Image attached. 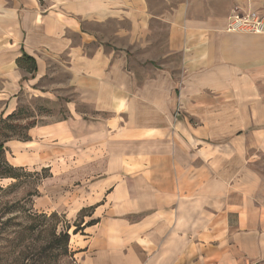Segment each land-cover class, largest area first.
Instances as JSON below:
<instances>
[{"label":"crops","instance_id":"0c3cea01","mask_svg":"<svg viewBox=\"0 0 264 264\" xmlns=\"http://www.w3.org/2000/svg\"><path fill=\"white\" fill-rule=\"evenodd\" d=\"M237 11L264 0H0V118L68 72L66 115L5 148L78 264H264V31Z\"/></svg>","mask_w":264,"mask_h":264},{"label":"rangeland","instance_id":"374dc122","mask_svg":"<svg viewBox=\"0 0 264 264\" xmlns=\"http://www.w3.org/2000/svg\"><path fill=\"white\" fill-rule=\"evenodd\" d=\"M68 78L63 66H53L42 83L51 94L41 97L31 91L23 93L18 114L0 124V264H78L70 245L64 253L63 247L52 244L53 232L59 234L67 228L66 215L57 212L53 216V211L40 209L34 202L36 198L41 203L47 200V192L39 187L48 171L11 170L4 144L7 138L27 135L29 127L66 115L67 100L72 95L65 86Z\"/></svg>","mask_w":264,"mask_h":264},{"label":"trees","instance_id":"16d2710c","mask_svg":"<svg viewBox=\"0 0 264 264\" xmlns=\"http://www.w3.org/2000/svg\"><path fill=\"white\" fill-rule=\"evenodd\" d=\"M20 109V108H19ZM19 109L16 111V112H14V113H12V114H10L9 116H7L6 118H1L0 119V124L1 123H4L5 121L7 122L9 119H11V118H13V117H15V115H17L18 114V111H19ZM32 127H34V126H32ZM32 127H29L28 128V130H27V135H25V136H23L22 138H18V139H24V140H26V139H28L29 138V135H28V131L32 128ZM3 131H4V129H3ZM5 132V131H4ZM5 134H7V133H5ZM10 139H13V138H7V139H5L4 140V144L8 141V140H10ZM1 147H3V143L0 145ZM6 149V148H5ZM10 166V168H11V170H17V169H19V170H23V169H21V168H16V167H13L12 165H9ZM45 170V169H44ZM8 177H15V176H13V175H8ZM85 211V210H84ZM52 215L53 216H57V212H53L52 213ZM95 221L93 220V221H91V222H89L88 224H92V223H94ZM75 229H74V233H77V232H79L82 228H81V223L80 222H78V223H76L75 224ZM56 227V226H55ZM70 229H71V226L69 225V224H67V228H66V230H64V231H61L59 234H57L56 233V231H54L53 232V238H52V244H53V247H63L65 250H64V253H68V248H69V245H70V238H71V233H70ZM72 254H73V256H74V253H73V251H72Z\"/></svg>","mask_w":264,"mask_h":264},{"label":"built area","instance_id":"2783aa9c","mask_svg":"<svg viewBox=\"0 0 264 264\" xmlns=\"http://www.w3.org/2000/svg\"><path fill=\"white\" fill-rule=\"evenodd\" d=\"M230 27L256 32L264 31V14L257 12L240 13L237 11L231 16Z\"/></svg>","mask_w":264,"mask_h":264}]
</instances>
